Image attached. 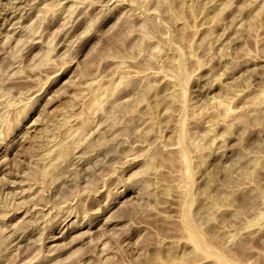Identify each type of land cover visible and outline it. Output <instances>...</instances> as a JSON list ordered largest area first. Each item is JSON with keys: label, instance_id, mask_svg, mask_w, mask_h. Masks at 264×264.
Segmentation results:
<instances>
[{"label": "rangeland", "instance_id": "1", "mask_svg": "<svg viewBox=\"0 0 264 264\" xmlns=\"http://www.w3.org/2000/svg\"><path fill=\"white\" fill-rule=\"evenodd\" d=\"M0 264H264V0H0Z\"/></svg>", "mask_w": 264, "mask_h": 264}, {"label": "bare ground", "instance_id": "2", "mask_svg": "<svg viewBox=\"0 0 264 264\" xmlns=\"http://www.w3.org/2000/svg\"><path fill=\"white\" fill-rule=\"evenodd\" d=\"M199 230V229H198Z\"/></svg>", "mask_w": 264, "mask_h": 264}]
</instances>
